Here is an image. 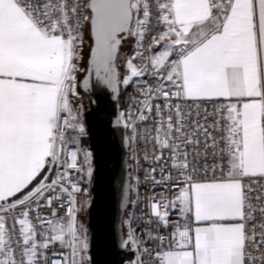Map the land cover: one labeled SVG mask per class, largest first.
Wrapping results in <instances>:
<instances>
[{"label": "snow or ice", "instance_id": "snow-or-ice-1", "mask_svg": "<svg viewBox=\"0 0 264 264\" xmlns=\"http://www.w3.org/2000/svg\"><path fill=\"white\" fill-rule=\"evenodd\" d=\"M93 78L137 85L115 126L156 228L123 221L129 264H264V0H0V264H91Z\"/></svg>", "mask_w": 264, "mask_h": 264}, {"label": "water", "instance_id": "water-1", "mask_svg": "<svg viewBox=\"0 0 264 264\" xmlns=\"http://www.w3.org/2000/svg\"><path fill=\"white\" fill-rule=\"evenodd\" d=\"M92 84L89 91L80 88L88 104L83 111V121L93 160L91 198L87 208L91 264H129L133 254L118 247L131 196L130 149L125 144L127 132L115 126L116 115L121 111L120 97L112 99L111 93L96 86L94 78ZM126 188L127 205L124 201Z\"/></svg>", "mask_w": 264, "mask_h": 264}, {"label": "built area", "instance_id": "built-area-1", "mask_svg": "<svg viewBox=\"0 0 264 264\" xmlns=\"http://www.w3.org/2000/svg\"><path fill=\"white\" fill-rule=\"evenodd\" d=\"M136 89H137V85L135 83L129 85L128 90H127L126 101H125L124 106L121 107V110L126 108L132 102V98H134L137 95ZM126 132L128 135L129 133L127 130ZM88 136L89 135L86 129V135L81 140L80 148L88 152H91L88 146ZM136 152L139 153V156H140L139 164H137L136 160L133 159L132 150H130L129 152V165H130V171H131V196H130V202H129L128 208L124 215V221L130 219L132 222L133 228H135L137 230V233L140 234L142 232L148 231L150 228L155 229L156 225L153 224L151 226H148L144 223L145 212H146L145 205L147 203L145 198L151 195L153 189L150 186V182L145 179L146 171L149 165L143 159L142 148L137 147ZM81 159H82V155H81ZM91 163L93 167L92 157H91ZM137 177H139V180H137ZM91 184H92V179H91L90 184L86 181L83 182L82 187L87 189V191H89ZM124 227H125L124 233H126L127 225L124 224Z\"/></svg>", "mask_w": 264, "mask_h": 264}, {"label": "rangeland", "instance_id": "rangeland-1", "mask_svg": "<svg viewBox=\"0 0 264 264\" xmlns=\"http://www.w3.org/2000/svg\"><path fill=\"white\" fill-rule=\"evenodd\" d=\"M131 45L130 44H125L122 48V52L124 53H128L130 51ZM84 73L79 74L78 79H81V77L83 76ZM80 92V89H79ZM85 98L82 97L81 92L79 95V98L75 101L77 106L82 105V111H84L85 108ZM89 191H87L86 195H82L79 197L80 201L83 203V210L80 213V219L82 221V223L84 224L85 228L87 229V208L88 205L90 203V198H91V194L89 195ZM88 231V230H87Z\"/></svg>", "mask_w": 264, "mask_h": 264}, {"label": "trees", "instance_id": "trees-1", "mask_svg": "<svg viewBox=\"0 0 264 264\" xmlns=\"http://www.w3.org/2000/svg\"><path fill=\"white\" fill-rule=\"evenodd\" d=\"M128 87L127 88H123V87L121 88V94H120V104H121V107H123L124 104H125L126 97H127ZM81 95H82V93H81ZM82 97L85 98L83 95H82ZM84 100H85V103H86L85 108H84V110H85L88 107V104H87L86 98ZM89 195H90V193H89ZM123 230L125 232V227L124 226H123Z\"/></svg>", "mask_w": 264, "mask_h": 264}]
</instances>
